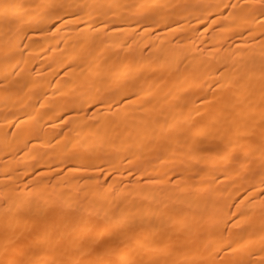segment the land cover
<instances>
[{
    "label": "bare ground",
    "instance_id": "6f19581e",
    "mask_svg": "<svg viewBox=\"0 0 264 264\" xmlns=\"http://www.w3.org/2000/svg\"><path fill=\"white\" fill-rule=\"evenodd\" d=\"M264 264V9L0 0V264Z\"/></svg>",
    "mask_w": 264,
    "mask_h": 264
},
{
    "label": "snow or ice",
    "instance_id": "6c2138e0",
    "mask_svg": "<svg viewBox=\"0 0 264 264\" xmlns=\"http://www.w3.org/2000/svg\"><path fill=\"white\" fill-rule=\"evenodd\" d=\"M254 3L264 9V0H254ZM8 264H15V262L9 261Z\"/></svg>",
    "mask_w": 264,
    "mask_h": 264
}]
</instances>
